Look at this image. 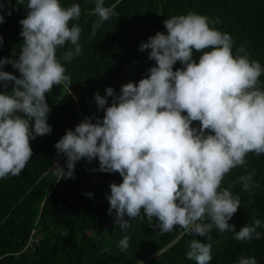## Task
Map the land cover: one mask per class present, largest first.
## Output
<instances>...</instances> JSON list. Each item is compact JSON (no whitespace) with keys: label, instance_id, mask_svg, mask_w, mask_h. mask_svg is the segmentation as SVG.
Instances as JSON below:
<instances>
[{"label":"trees","instance_id":"16d2710c","mask_svg":"<svg viewBox=\"0 0 264 264\" xmlns=\"http://www.w3.org/2000/svg\"><path fill=\"white\" fill-rule=\"evenodd\" d=\"M207 110L264 132V0H0V264L160 249ZM188 162L143 264H264V138L204 116Z\"/></svg>","mask_w":264,"mask_h":264},{"label":"water","instance_id":"95a60500","mask_svg":"<svg viewBox=\"0 0 264 264\" xmlns=\"http://www.w3.org/2000/svg\"><path fill=\"white\" fill-rule=\"evenodd\" d=\"M204 116H213V117H217L223 120H226L228 122L234 123L240 127H243L244 129L252 132L253 134L264 138V132L255 130L250 128L248 125L244 124L242 121L238 120L237 118L231 116V115H227V114H223V113H219L216 111H212V110H207V111H203L200 113L197 121L194 123L192 129L190 130L187 139H186V146H185V164H186V170L188 173V178H189V182H190V186H191V190H192V196H193V214L192 217L189 221V223L186 225V227L181 230L174 238H172L169 242H167L164 246H162L160 249L147 254L145 256H143L142 258H140L136 264H143L145 261L152 259L153 257H156L158 255H160L163 251L167 250L169 247H171L172 245H174L178 240H180V238L190 229V227L194 224L197 214H198V209H199V205H198V197H197V193H196V188H195V184H194V180L190 171V167H189V162H188V149H189V144L194 136V134L197 132L202 118Z\"/></svg>","mask_w":264,"mask_h":264},{"label":"rangeland","instance_id":"374dc122","mask_svg":"<svg viewBox=\"0 0 264 264\" xmlns=\"http://www.w3.org/2000/svg\"><path fill=\"white\" fill-rule=\"evenodd\" d=\"M211 121H213V119ZM205 129H207V128L206 127L202 128L201 132H204Z\"/></svg>","mask_w":264,"mask_h":264},{"label":"built area","instance_id":"2783aa9c","mask_svg":"<svg viewBox=\"0 0 264 264\" xmlns=\"http://www.w3.org/2000/svg\"><path fill=\"white\" fill-rule=\"evenodd\" d=\"M30 242H32V240H30Z\"/></svg>","mask_w":264,"mask_h":264}]
</instances>
